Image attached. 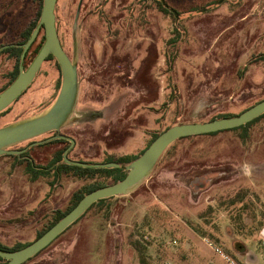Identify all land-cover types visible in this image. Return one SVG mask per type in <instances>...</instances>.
Listing matches in <instances>:
<instances>
[{
    "label": "rangeland",
    "instance_id": "obj_1",
    "mask_svg": "<svg viewBox=\"0 0 264 264\" xmlns=\"http://www.w3.org/2000/svg\"><path fill=\"white\" fill-rule=\"evenodd\" d=\"M159 1L59 0L60 38L80 83L61 129L77 141L74 160L139 156L172 125L239 115L264 100V0H164L180 21ZM34 13L33 0H0L1 48L16 41ZM12 54L0 53V91L18 65ZM61 82L58 63L46 62L29 90L0 113V128L44 113ZM243 133L250 136L245 142ZM50 151L36 154L44 162ZM17 164L0 157V244L9 248L34 242L86 185L65 179L50 187ZM261 227L264 118L244 131L174 143L135 191L110 208H93L25 264H229L217 249L238 264L245 236Z\"/></svg>",
    "mask_w": 264,
    "mask_h": 264
},
{
    "label": "water",
    "instance_id": "obj_2",
    "mask_svg": "<svg viewBox=\"0 0 264 264\" xmlns=\"http://www.w3.org/2000/svg\"><path fill=\"white\" fill-rule=\"evenodd\" d=\"M59 0H43L40 23L31 37L23 45H7L0 49V53L10 47L23 49L19 75L16 80L0 93V113L10 108L30 88L42 66L50 55L57 60L62 82L55 102L44 113L0 128V157L20 152L10 148L52 132H60L73 114L79 97V74L76 61L71 59L64 50L58 30L56 8ZM41 28L45 32V42L38 55L25 69L23 63L27 52L36 41ZM75 31L77 24H75ZM77 55V38L74 36V56ZM264 115V100L250 107L240 115L232 118L216 119L208 122H195L175 125L160 134L144 153L128 165L119 163H87L72 161L68 153L75 145V140L66 136L60 139L70 141V147L64 153L67 164L83 168L121 169L127 176L120 182L97 189L87 194L78 205L65 215L57 224L44 233L39 239L27 247L14 252L0 250V257L7 264H25L49 247L68 228L75 224L95 203L113 197L126 196L135 191L154 171L159 160L167 149L176 141L206 134L227 131L244 126Z\"/></svg>",
    "mask_w": 264,
    "mask_h": 264
},
{
    "label": "trees",
    "instance_id": "obj_3",
    "mask_svg": "<svg viewBox=\"0 0 264 264\" xmlns=\"http://www.w3.org/2000/svg\"><path fill=\"white\" fill-rule=\"evenodd\" d=\"M42 6H43V0H33V7H35V13H34V16L28 21V23H26V25L21 29V31L19 32L18 34V37L16 39V41L14 43H10V44H7V45H11V44H15V45H23L25 44L28 39L31 37L33 31L36 29V27L39 25L40 23V18H41V11H42ZM58 7H59V1H58V4H57V8H56V16H57V30H58V34H59V28H60V23H59V18H58ZM159 8L160 10L162 11H165L166 13L168 14H171V16L174 17V20L175 21H180L181 18L180 16L178 15L179 13L177 11H175L172 7H168V9H165L163 7V4L162 2H159ZM198 9L200 10V7H198ZM204 9V8H203ZM202 9V10H203ZM199 11L200 13L203 12V11ZM177 12V13H176ZM188 12H192L191 10L188 11ZM59 37H60V34H59ZM179 36L176 37L175 39H173L171 41V43H173V45H176L178 42H179ZM61 40V38H60ZM44 42H45V32H44V29L41 28V31L36 39V41L34 42V44L31 46V48L29 49V51L27 52V55H26V59L29 57V55L31 54V52L34 53L33 57H32V60L30 61V64L33 62V60L36 58V56L38 55L40 49L42 48V46L44 45ZM62 43V41H61ZM5 46V45H4ZM63 46V44H62ZM1 48V47H0ZM64 48V47H63ZM4 52H9V53H13L12 55L17 59V63L18 65H16V68H15V71L12 73V77L9 81V83L7 84V86H5L1 91L0 93H2L5 89H7L15 80L16 78L18 77L19 75V67H20V64H21V54L23 52V49H20L18 47H10L4 51H2L1 53H4ZM167 57V56H166ZM25 59V61H26ZM262 59H264V55L262 56ZM50 60H55L57 62V60L55 59L54 56L50 55L48 57V59L46 60V62L50 61ZM168 60H170V55H168ZM25 61L23 63V66L25 67V69H27L30 64L28 66H26L25 64ZM171 61V60H170ZM169 61V62H170ZM45 62V63H46ZM44 63V64H45ZM58 63V62H57ZM156 64H158V59H155L154 61V65L156 66ZM59 65V64H58ZM60 67V66H59ZM169 72V71H168ZM165 74H168V73H165ZM151 76L150 75H146V77H149ZM157 100V98L155 99V101ZM172 100H170L169 102H171ZM263 101V100H261ZM259 101V102H261ZM257 102V103H259ZM256 103V104H257ZM255 104V105H256ZM254 106V105H253ZM252 107V106H251ZM250 108V107H249ZM247 108V109H249ZM246 109V110H247ZM244 110V111H246ZM243 111V112H244ZM242 112V113H243ZM241 114V113H240ZM239 114V115H240ZM238 115H233V114H230V115H222V116H219V117H216V118H213L209 121H214L216 119H222V118H232V117H236ZM264 118V115H262L261 117L253 120L252 122L244 125V126H241L239 128H235V129H231V130H246L248 127H250L251 125L257 123L258 121H260L261 119ZM175 125H172L171 127H173ZM169 127V128H171ZM168 128V129H169ZM166 129V130H168ZM165 130V131H166ZM164 132V131H163ZM162 132V133H163ZM222 132V131H221ZM55 133L57 132H52V133H49L51 137L52 135H55ZM162 133H156L152 140L150 141V144L149 146L152 144V142ZM219 133V132H217ZM217 133H212V134H206V135H214V134H217ZM195 137V136H194ZM249 134H242L239 136V138H241L244 142L247 141L249 139ZM187 138H192V137H187ZM47 139V138H46ZM183 139H186V138H183ZM183 139H180V140H183ZM45 140V139H43ZM179 141V140H178ZM176 141V142H178ZM175 142V143H176ZM71 143L70 142H67V141H64V140H51L45 144H42L38 147H36L37 150L39 149H50L51 151V155H49L47 157V159L49 160L48 163L50 164H56L58 166V168L55 170V171H50V170H43V171H35L31 168H26L25 169V172L26 174L30 177V179L32 181H36L38 180V178H41L43 179L44 181H46L48 183V185L50 187H55L57 185L60 184L61 181L65 180V179H72V180H80V181H85L86 182V185L83 186L79 191L75 192L73 195H72V198H71V202H70V205L69 207L67 208L66 211H57L53 214V216L49 219L48 223L45 225L44 229L38 233L37 237H36V240L39 239L44 233H46L49 229H51L55 224H57L65 215H67L71 210H73L77 205L78 203L89 193L97 190V189H100V188H103V187H106V186H109V185H113V184H116L120 181H122L126 176H127V172L126 171H123L121 169H107V168H83V167H78V166H73V165H69L65 162L64 160V153L65 151L68 149L69 145ZM148 146V147H149ZM173 146V145H171ZM170 146V147H171ZM147 147V148H148ZM169 147V148H170ZM168 148V149H169ZM167 149V150H168ZM74 149H72L69 153H68V158L72 161H77V162H82V163H87L89 165H94V164H98V163H92V162H84L82 160H74L73 158H71V153ZM144 153V151L141 153V155ZM141 155L139 156H131V157H125V158H121L119 160H114V159H108V160H104L102 162V164H105V163H112V162H115V163H119V164H124V165H128L130 164L131 162H133L134 160H136L138 157H140ZM114 199H119V197H113V198H109V199H104V200H101L97 203H95L87 212L93 210V208H96V207H103V206H106L107 208H110V204H111V200H114ZM86 212V213H87ZM85 213V214H86ZM84 214V215H85ZM84 215L76 222L78 223L83 217ZM75 223V224H76ZM74 225V224H73ZM72 225V226H73ZM71 226V227H72ZM70 227V228H71ZM70 228H68L63 234H65ZM62 234V235H63ZM61 235V236H62ZM61 236H59L58 238H60ZM57 238V239H58ZM56 239V240H57ZM35 240V241H36ZM55 240V241H56ZM54 241V242H55ZM53 242V243H54ZM33 243V242H31ZM31 243H27V244H23V245H17L15 247H12V248H9V247H6L4 245H1L0 244V250L2 251H6V252H14V251H18L20 249H23L25 247H27L28 245H30ZM48 248V247H47ZM46 248V249H47ZM46 249H44L41 253H39L37 256H39L40 254H42ZM227 256L229 257H234L235 256L233 254H226ZM35 256V257H37ZM34 257V258H35ZM34 258L30 259L29 261H32ZM28 261V262H29ZM0 264H7V261L5 259H2L0 257ZM238 264H241L240 262Z\"/></svg>",
    "mask_w": 264,
    "mask_h": 264
},
{
    "label": "flooded vegetation",
    "instance_id": "obj_4",
    "mask_svg": "<svg viewBox=\"0 0 264 264\" xmlns=\"http://www.w3.org/2000/svg\"><path fill=\"white\" fill-rule=\"evenodd\" d=\"M159 2H162V4H163V7L165 8V9H168V5H165V2H164V0H160ZM39 74V73H38ZM38 76V75H37ZM37 78V77H36ZM36 80V79H35ZM35 82V81H34ZM33 82V83H34ZM31 87V86H30ZM29 90V89H28ZM27 90V91H28ZM26 91V92H27ZM25 92V93H26ZM18 101V100H17ZM16 101V102H17ZM15 102V103H16ZM9 109V108H8ZM60 136H66V137H69V138H72V139H74L73 137H72V135H68V134H64V133H62L61 131L60 132H57V133H55V135H52L51 137H48L47 139H45V140H38V139H35V140H32V141H30V143L29 144H27L25 147H22V148H20V149H17V150H15V151H17V152H20L19 154H11V155H5V156H8V157H11V158H13V160L14 161H17V165H18V167H24V169H26V168H31V169H33V170H35V171H43V170H45V171H47V170H50V171H55L57 168H58V166L56 165V164H50V163H48L49 162V160L47 159V157H46V159H45V161L44 162H42L41 161V159H42V156H40V155H38V154H36V153H40L39 152V150H37L36 149V147H38V146H40V145H42V144H45V143H47V142H49V141H51V140H57V139H59V140H64V141H67V142H70V141H68V140H65V139H60L59 137ZM75 140V139H74ZM75 145H74V147L72 148V149H74L75 148V146H76V144H77V141L75 140ZM71 145V144H70ZM70 145H69V147H70ZM68 147V148H69ZM41 163V164H40ZM41 178H38V180H40ZM37 181V180H36Z\"/></svg>",
    "mask_w": 264,
    "mask_h": 264
},
{
    "label": "crops",
    "instance_id": "obj_5",
    "mask_svg": "<svg viewBox=\"0 0 264 264\" xmlns=\"http://www.w3.org/2000/svg\"><path fill=\"white\" fill-rule=\"evenodd\" d=\"M247 243L240 250L241 264H264V227L252 234H247Z\"/></svg>",
    "mask_w": 264,
    "mask_h": 264
},
{
    "label": "built area",
    "instance_id": "obj_6",
    "mask_svg": "<svg viewBox=\"0 0 264 264\" xmlns=\"http://www.w3.org/2000/svg\"><path fill=\"white\" fill-rule=\"evenodd\" d=\"M218 254L226 259L227 263L229 264H236L234 260L231 259V257L227 256L224 252H222L220 249H217Z\"/></svg>",
    "mask_w": 264,
    "mask_h": 264
}]
</instances>
